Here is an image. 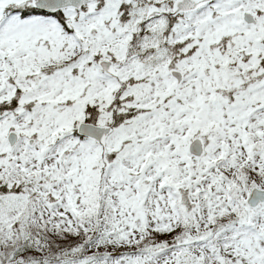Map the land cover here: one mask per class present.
I'll return each mask as SVG.
<instances>
[{
  "label": "snow or ice",
  "instance_id": "6c2138e0",
  "mask_svg": "<svg viewBox=\"0 0 264 264\" xmlns=\"http://www.w3.org/2000/svg\"><path fill=\"white\" fill-rule=\"evenodd\" d=\"M0 264H264V0H0Z\"/></svg>",
  "mask_w": 264,
  "mask_h": 264
}]
</instances>
